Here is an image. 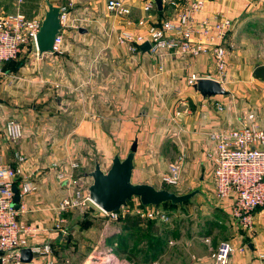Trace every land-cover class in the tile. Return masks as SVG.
Here are the masks:
<instances>
[{"label":"crops","instance_id":"obj_1","mask_svg":"<svg viewBox=\"0 0 264 264\" xmlns=\"http://www.w3.org/2000/svg\"><path fill=\"white\" fill-rule=\"evenodd\" d=\"M125 1L132 9L129 16L110 12L107 0H51L54 5L64 4L70 10L71 22L70 27L64 31L63 53H46L42 57L38 56L37 60H32L31 66H17L16 71L6 67L7 72L0 73V161L16 165L19 154H24L26 161L22 164L23 170L38 186L36 191L21 197L20 220L40 229L34 242L51 243L56 256L59 259H69L72 264L76 262L71 245H64V234L59 227L62 222L57 207L70 190L64 182L58 180L60 170L69 168L74 161L79 163L80 168L88 166L92 156L101 159L98 162L106 171L116 153L125 157L126 153L122 156V147L117 140L137 136L133 181L139 174L142 178L140 183L155 185L152 177L156 174V160L152 154L164 130L152 129L150 119L136 117L138 107L148 104L142 100L146 95L149 97L150 86L141 81L148 72L150 57L141 55L139 61V56L131 54L118 42L122 29L134 27L142 16L147 15L144 10L146 0ZM166 1L168 0H163L162 11L157 6L151 11L149 21L155 23L167 19L176 9L185 8L192 0H176L178 8ZM33 4L40 11L37 16H43L46 6L39 5V2L14 1L15 8ZM219 15H227L235 20V26L228 36L230 49L227 55L226 88L230 93L223 94L225 98H221L222 94L206 98L203 96L201 102H190L191 107L180 111L184 122L178 132L176 144L179 152L189 159L185 161L184 158L182 170L185 163V170L189 167L192 171L201 168L210 172L212 165L206 157L210 131L247 123L250 121L249 113H254L257 122L264 128V80L253 75L255 65L264 64V60L259 53L258 41L252 43L243 34L250 29L249 25L254 24V29L259 30L260 38L264 35V0H205L204 10L199 16L215 19ZM75 26L79 32H70ZM154 61L158 65L159 62ZM139 62L142 65L139 71L141 85L134 80L135 65ZM103 63H110V66L103 67ZM210 64L211 59L208 57L188 60L166 55L161 67L162 74L154 77L161 75L162 79L167 80L169 75L176 74L179 78H176L175 84H179L192 72H206L211 68ZM110 67L123 75L114 77L112 87L108 88L110 83L107 80L101 81L100 77L104 68L108 72ZM28 70L31 72L29 74L38 76L37 82L31 75H27ZM46 80L49 83L44 88ZM42 89L46 96L57 93L62 99L56 96L57 99H51L47 108H39L43 117L38 115L41 118L38 120L37 114H34V111L37 113L35 106L30 108L27 103L32 94L36 96ZM197 93L200 94L198 91ZM187 102L188 100H182L183 104ZM10 117L19 119L23 124V135L17 141L7 139L4 132L5 121ZM38 121L43 123H37ZM71 122H76L75 127H71ZM146 138L149 139L144 145L141 140ZM220 201L230 216L231 200ZM254 218L253 232L241 229L231 238L237 245L246 243L247 248L235 251L228 264H264V208L255 209ZM200 246L208 252L217 247ZM205 254L196 264H209V255Z\"/></svg>","mask_w":264,"mask_h":264},{"label":"built area","instance_id":"obj_2","mask_svg":"<svg viewBox=\"0 0 264 264\" xmlns=\"http://www.w3.org/2000/svg\"><path fill=\"white\" fill-rule=\"evenodd\" d=\"M166 2L178 8L176 0ZM204 5L205 0H192L185 8L176 9L171 17L154 23L148 20V15L156 9L155 0H146L144 10L147 15L142 16L134 27L122 29L118 42L131 54L147 55L157 60L160 66L166 55L188 60L208 57L211 59V68L204 73L190 75L191 83L194 84L201 77H211L226 88L227 55L230 49L228 36L235 26V20L227 15H219L215 19L200 17ZM59 6L62 10V28L55 37L51 52L56 55L63 53L64 31L71 22L69 8L64 4ZM107 8L120 16L132 14L125 0H107ZM43 18L44 15L29 18L21 11L8 13L0 8V65L17 59L27 51L39 56L37 35ZM146 42L150 43V49L142 52L141 46ZM248 118L250 121L240 126L210 131L206 157L213 169L211 178L215 196L220 200H231V221L241 229L253 232L254 211L259 207L264 208V128L257 122L254 113H249ZM4 132L7 139L17 141L23 135V124L15 117L7 118ZM184 158V154L180 153L177 160L168 165L162 178L165 184L179 185ZM24 161V154H19L16 165L0 161V264H72L69 259H59L51 243L34 242L40 229L20 220L21 197L38 188L36 181L25 174L22 167ZM79 167V163L74 161L57 175L58 180L66 185H75L57 207L61 222L64 221L65 213L87 208L94 203L89 193L91 184L74 178V171ZM15 187L20 196L19 202H15ZM105 213L110 217L130 213L143 218L168 219L167 213L160 210L159 206L143 205L138 197H133L118 211ZM62 233L66 234L63 228ZM24 248L32 252L30 262L22 261ZM246 248V243L237 245L232 240L222 241L210 249L209 264H228L235 251H244ZM87 264L134 263L120 257L114 248H109L94 256Z\"/></svg>","mask_w":264,"mask_h":264},{"label":"rangeland","instance_id":"obj_3","mask_svg":"<svg viewBox=\"0 0 264 264\" xmlns=\"http://www.w3.org/2000/svg\"><path fill=\"white\" fill-rule=\"evenodd\" d=\"M14 1L16 0H0V5L8 13L21 11L30 17L39 15L40 11L36 9V4L30 6L22 5L15 8ZM34 1L39 2V5L46 6L44 0ZM248 28L250 29L245 30L243 34L252 43L258 41L259 53L264 60V35L260 38L259 30L254 29V24L249 25ZM70 30L72 33L79 32L76 26ZM98 45L100 44L98 43ZM24 53L23 58L19 56L15 60L2 63L0 73L2 71L7 72L6 67L16 71L17 66H31V61L38 58L35 53L28 51ZM29 55L31 56L29 57ZM136 56H139L138 60L141 61L142 56ZM154 60L151 57L148 59V72L141 81L146 86H150L149 97L147 98L146 95L145 99L142 100L143 102H148V104L138 107L136 111V117L151 120L149 124H151L152 129L159 128V130H164L163 136L159 142L157 141L156 145L151 142V144L156 146L153 148L154 153L152 154L156 160L154 163L156 174L155 177H152V180L154 179L155 181L154 186L159 189L166 188L178 194L187 193L201 187L204 194H198L183 204L174 205L168 202L157 205L160 210L167 213L168 219H150L139 216L140 223L137 225H133V222L130 221H136L137 218H133V216L138 217V215L130 213L123 215L121 213L118 217H110L94 203L87 208L68 212L60 226L66 231V234H64V245H71L75 258L74 262H76L74 264H87L94 256H98L100 252H104V250L109 248H114L120 257L125 258L124 255H126L137 264H196L200 262L199 258L205 253V255H209L208 250L200 245H218L222 241L231 240L234 237V233L241 230L239 226L231 221L230 216L223 209L220 199L214 194L211 178L212 168L209 173L201 170V168L198 171H192L188 167L187 171L184 163L178 186L167 185L163 182V174L167 172L168 165L176 161L180 153L176 144L178 132L182 129V122H184L182 119L183 113L180 111L191 107L190 102L195 100L201 102L203 96L197 93L190 81V75L193 72L186 75L182 83L179 84H175L176 78H179L176 74L169 75L167 80L162 79L161 75L157 76L159 79L154 77L163 72L162 66L159 63L157 65ZM104 65L110 66V63H103V67ZM135 66L134 80L136 84H140L139 71L142 65L139 62ZM118 72H114L111 67L107 72L104 68L103 75L101 74L102 76L100 77L101 81L107 80L110 83L108 88L112 87L111 82H114V77L123 75ZM29 73L31 72L28 70V76L31 75ZM31 77L34 81L39 80L37 75L32 74ZM45 82L43 85L44 88H47L49 81L46 80ZM32 95L29 97L27 104L30 108L35 106L37 113L34 111V114H37V116L42 115V117L43 112L39 108H47L50 100H56V96H59L57 93L46 96L43 89L36 96ZM59 97L61 98V96ZM221 98H225L223 94ZM182 100H188L187 104H183ZM143 108H145V112L141 113ZM140 114L143 115L140 116ZM36 119L40 120L41 118L38 116ZM37 123L42 124L43 122L38 121ZM75 124L76 122H71V127H75ZM136 137L119 138L117 140L122 147V156L130 150L131 144ZM139 139L142 138L140 137ZM147 139L149 138L141 140L142 144L145 145ZM91 158V163L88 166L79 167V170L76 169L74 171V178L77 181H93V178L88 173L94 169L96 161L101 159L92 156ZM185 159V161L189 160L188 158ZM134 181L138 183L142 181L139 174L135 176ZM86 182L84 183L86 184ZM67 186L69 188L75 187L74 184H67Z\"/></svg>","mask_w":264,"mask_h":264},{"label":"water","instance_id":"obj_4","mask_svg":"<svg viewBox=\"0 0 264 264\" xmlns=\"http://www.w3.org/2000/svg\"><path fill=\"white\" fill-rule=\"evenodd\" d=\"M46 8L42 26L37 35V47L39 57L46 53L53 52V44L57 34L60 33L62 25L60 6L54 5L51 0H45ZM159 11L163 10V0H155ZM84 29H82L83 31ZM150 49V43L146 42L141 46L142 52ZM195 89L204 97H211L217 94H229L230 90L223 87L219 80L211 77L198 78L194 83ZM143 108L141 113H144ZM138 149V138L131 144L130 150L122 158L116 153L108 170H103L100 162H96L94 169L89 173L93 178L89 186V193L92 201L102 210L112 213L126 206L133 197H138L143 205H161L168 202L172 204H183L198 194H204L201 187L190 192L178 194L169 189H159L149 183H136L133 181L135 169V154ZM15 202H19L18 189L14 188ZM252 247V245L250 244ZM32 252L29 248L22 249V261L30 262Z\"/></svg>","mask_w":264,"mask_h":264},{"label":"trees","instance_id":"obj_5","mask_svg":"<svg viewBox=\"0 0 264 264\" xmlns=\"http://www.w3.org/2000/svg\"><path fill=\"white\" fill-rule=\"evenodd\" d=\"M21 56V55H20ZM9 62V61H8ZM253 75L256 78L262 79L264 80V64H256L253 70ZM171 203V202H170ZM172 204V203H171ZM175 205V204H174ZM133 218H137L136 221H130L133 222V225H137L140 223V219L139 216L138 217H134Z\"/></svg>","mask_w":264,"mask_h":264}]
</instances>
